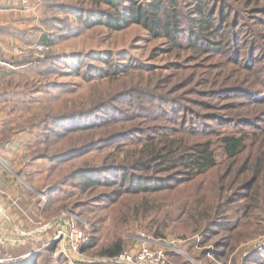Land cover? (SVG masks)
I'll use <instances>...</instances> for the list:
<instances>
[{
	"label": "rangeland",
	"instance_id": "obj_1",
	"mask_svg": "<svg viewBox=\"0 0 264 264\" xmlns=\"http://www.w3.org/2000/svg\"><path fill=\"white\" fill-rule=\"evenodd\" d=\"M223 1L235 10L249 7L239 19L237 57L214 46L203 56H177L168 53L167 41L132 25L115 33L103 26L86 30L52 45L38 62L18 56L17 49L6 58L11 79L0 93L10 101L0 96V102L26 155L18 168L30 175L15 174L36 192L39 223L54 227L34 252L43 253L38 264H112L115 255L106 252L119 246L134 256L144 247L165 249L171 264H264V0L250 6ZM55 3L65 9L50 12ZM36 6L44 5H30ZM48 8L47 16H57L70 31L80 18L98 21L88 0H53ZM77 59L81 73L73 70ZM128 64L148 70L127 72ZM86 66L104 70L105 79H89ZM120 68L116 78L107 77ZM176 97L178 109L170 108ZM172 129L185 144L212 143L217 166L185 183L172 182L184 176L163 172L167 166L158 163L131 168L149 146L172 138ZM229 134L248 135L236 159L220 142ZM0 162L12 168L4 156ZM124 175L133 176L131 185ZM85 177L98 182L87 185ZM169 178L170 189L149 190ZM140 181L143 192L136 193ZM63 216L84 234L82 258L53 242ZM17 254L0 251V258L20 260Z\"/></svg>",
	"mask_w": 264,
	"mask_h": 264
},
{
	"label": "trees",
	"instance_id": "obj_2",
	"mask_svg": "<svg viewBox=\"0 0 264 264\" xmlns=\"http://www.w3.org/2000/svg\"><path fill=\"white\" fill-rule=\"evenodd\" d=\"M88 1L95 6V9H90L88 12L92 11L97 13L96 18L98 21L93 22L91 19L83 21L80 18V20H78L80 25L70 31L67 27H63V25L60 26L62 20L57 16H47L44 22L45 31L43 33L42 43L52 46L57 42L72 37H78L84 31L91 30L97 26H103L115 33L122 32L132 25H137L144 29L153 40L163 39L167 41V43L172 46L171 51L168 53H175L177 56L180 51H185L195 56H203L208 52V47L214 46L217 47V49L221 47L222 52L227 55L229 54L233 57H237L241 49L239 48L241 46L238 40L240 34L238 30L240 26H238L239 19L241 17L243 19L245 16L244 11L249 8L241 7V9H238L237 7L235 10L232 9L231 6L226 5L223 0H219V4L216 3V0H151L149 3H145V5H140L138 0ZM127 3L130 5L126 6ZM253 3L254 0H244L243 4L250 6ZM63 9H65V7H61L55 3L50 7V12ZM253 16L255 17V15ZM227 29L228 31H226ZM223 43H225V45H223ZM251 46H253V50H259L258 47L254 45ZM38 59L27 61L38 62L36 61ZM77 63V66L74 67L73 70L81 73L83 62L77 59ZM131 63L137 62L134 61ZM14 64L17 66V63ZM86 67L87 72H90L88 74L89 79L93 80L92 78L94 76H98L102 80L105 79L104 75L106 74H104V70L97 69L93 71L95 67ZM125 68H127V72L132 69L148 70L146 67H142L141 69L136 64H128ZM114 70L113 72L111 70L110 75L107 76L108 78H116L118 72L122 71L121 68L119 71ZM177 102L178 97L169 100L168 105L170 108L174 107L178 109V107H176L178 106ZM103 109L104 108H101L100 110ZM182 110H184V107L181 108L180 112H182ZM106 120L107 119H99L102 124H105ZM110 121L112 120H108V122ZM86 128L88 129L89 126ZM167 133V136L172 138L168 139V141L159 148H153V145L149 146L143 153V161L137 162L131 168L139 170V165H148L151 167L152 164L158 163L159 166H167L163 172L172 174V176L175 174L184 176L182 181L173 179L174 181L172 182L185 183L205 175L217 166V151L213 148L212 143L205 142L188 145L181 139L175 137V130H168ZM247 136V134H242L240 136L229 134L225 135L220 141L229 159H236L242 153L245 149V139ZM132 178V175L129 176V179L124 175V180L126 182L129 181V185L134 181ZM171 178L166 179L167 181H160L157 187L149 190L157 192L159 190L170 189L169 180H172ZM85 179L87 185H93L98 182L93 181L90 177H85ZM142 182L143 181H140L138 183L139 185L136 193L143 192ZM116 196L120 197L118 194H116ZM121 250V246H119L113 250H108L106 254L109 256H117L120 254ZM81 252H85L84 245L81 247ZM42 256L43 253H35L25 260L9 261L4 264H38V260Z\"/></svg>",
	"mask_w": 264,
	"mask_h": 264
},
{
	"label": "crops",
	"instance_id": "obj_3",
	"mask_svg": "<svg viewBox=\"0 0 264 264\" xmlns=\"http://www.w3.org/2000/svg\"><path fill=\"white\" fill-rule=\"evenodd\" d=\"M48 7L49 4L26 8L19 1L0 0V86L11 79L3 67L8 63L6 58L15 56L18 48L43 41ZM0 96H4L6 102L10 101L6 91H1ZM3 111L4 105L0 102V156H4L12 168L4 167L0 162V237L6 241L0 251L16 250L20 259L25 260L49 240L50 231L45 230V224L39 223L43 217L35 190L23 184L15 174L16 171L23 173L18 168L23 155L22 141L15 139V132L7 128ZM2 138H8L7 142L3 144ZM25 157L24 154L22 159ZM28 175L23 173L22 177ZM13 239H18L20 244L16 245Z\"/></svg>",
	"mask_w": 264,
	"mask_h": 264
},
{
	"label": "built area",
	"instance_id": "obj_4",
	"mask_svg": "<svg viewBox=\"0 0 264 264\" xmlns=\"http://www.w3.org/2000/svg\"><path fill=\"white\" fill-rule=\"evenodd\" d=\"M19 1L24 7H30V5H48L53 0H10ZM52 51V46L47 44H37L28 47L18 48V56L24 59L34 60L42 57L44 54ZM53 224H47L45 230L53 229ZM58 241L65 244V247L69 252L77 255L78 258H82L80 255V248L83 244L84 234L81 229L78 228L77 222L73 218L63 216L60 218L55 227V237L53 242ZM6 241L0 238V247L5 246ZM137 255L134 256L131 252H122L119 255L113 257L111 260L112 264H171L168 261V255L166 250H161L159 248H142L141 251L136 252ZM6 260L0 258V264H4ZM10 261V260H9ZM7 261V262H9ZM78 261V259H77Z\"/></svg>",
	"mask_w": 264,
	"mask_h": 264
}]
</instances>
